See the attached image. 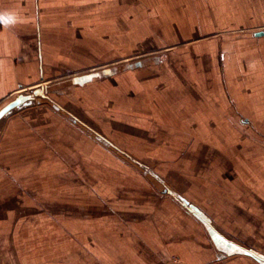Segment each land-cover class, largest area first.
<instances>
[{
    "label": "rangeland",
    "instance_id": "1",
    "mask_svg": "<svg viewBox=\"0 0 264 264\" xmlns=\"http://www.w3.org/2000/svg\"><path fill=\"white\" fill-rule=\"evenodd\" d=\"M36 2L50 78L0 120V264H261L264 0Z\"/></svg>",
    "mask_w": 264,
    "mask_h": 264
},
{
    "label": "crops",
    "instance_id": "2",
    "mask_svg": "<svg viewBox=\"0 0 264 264\" xmlns=\"http://www.w3.org/2000/svg\"><path fill=\"white\" fill-rule=\"evenodd\" d=\"M36 1L0 0V102L11 93L17 92V96L26 87L42 86L50 78L46 74L48 62L45 58L53 54L48 52L47 44L43 45L40 24L35 23L41 13ZM179 212L176 220L192 224L181 210ZM166 222L173 225L170 219Z\"/></svg>",
    "mask_w": 264,
    "mask_h": 264
},
{
    "label": "water",
    "instance_id": "3",
    "mask_svg": "<svg viewBox=\"0 0 264 264\" xmlns=\"http://www.w3.org/2000/svg\"><path fill=\"white\" fill-rule=\"evenodd\" d=\"M255 37L264 36V31H258L254 33ZM134 65H140V62H136ZM133 65H129V68H132ZM114 73V69H103L100 72L89 73L85 75L76 76L72 79V82L76 85H84L90 82L93 78L97 77H104L108 75H112ZM46 86H41V88L37 87L32 90V95H38L46 92ZM32 95L21 93L18 96H14L15 98L8 101L2 108H0V120L9 114L12 110L18 109L21 106H25L31 103ZM184 204H187L185 201ZM189 209L191 210L192 214L196 216L203 224H205L207 228V232L212 240V242L217 246H224L226 249H238L235 244L227 241L222 235H220L210 224L207 223L203 214L193 205H189ZM243 254L250 256L257 262L264 264V258L260 255L253 253L251 250L244 251Z\"/></svg>",
    "mask_w": 264,
    "mask_h": 264
},
{
    "label": "flooded vegetation",
    "instance_id": "4",
    "mask_svg": "<svg viewBox=\"0 0 264 264\" xmlns=\"http://www.w3.org/2000/svg\"><path fill=\"white\" fill-rule=\"evenodd\" d=\"M249 251V250H248ZM263 258H264V256L263 255H261Z\"/></svg>",
    "mask_w": 264,
    "mask_h": 264
},
{
    "label": "bare ground",
    "instance_id": "5",
    "mask_svg": "<svg viewBox=\"0 0 264 264\" xmlns=\"http://www.w3.org/2000/svg\"><path fill=\"white\" fill-rule=\"evenodd\" d=\"M18 95H19V94H18ZM18 95H17V96H18ZM2 107H3V106H2ZM2 107H1V108H2Z\"/></svg>",
    "mask_w": 264,
    "mask_h": 264
}]
</instances>
